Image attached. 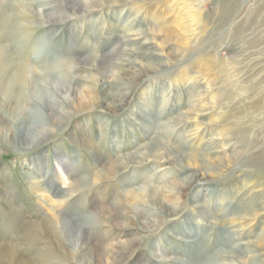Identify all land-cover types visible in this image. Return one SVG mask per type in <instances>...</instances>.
Returning <instances> with one entry per match:
<instances>
[{"label": "rangeland", "instance_id": "rangeland-1", "mask_svg": "<svg viewBox=\"0 0 264 264\" xmlns=\"http://www.w3.org/2000/svg\"><path fill=\"white\" fill-rule=\"evenodd\" d=\"M4 44L31 73L8 102L0 87V243L37 229L19 242L34 264H262L246 254L264 250V0H0ZM128 61L132 94L111 105L101 82ZM64 84L97 91L51 117L40 102ZM41 121L48 129L32 133ZM148 144L144 165L126 164ZM129 192L151 228L114 217ZM65 220V243L38 226L58 234Z\"/></svg>", "mask_w": 264, "mask_h": 264}, {"label": "bare ground", "instance_id": "bare-ground-1", "mask_svg": "<svg viewBox=\"0 0 264 264\" xmlns=\"http://www.w3.org/2000/svg\"><path fill=\"white\" fill-rule=\"evenodd\" d=\"M69 2H71V1H69ZM88 3H90V2H88ZM71 5H72V3H71ZM11 54H12V47L10 45L4 44L3 46H0V87L4 88L5 96H7L6 102H8L10 99H12V96L14 95L15 89L21 81L22 82L24 81V83L26 84V81H28L29 74L31 73V72L29 73V64H27L23 60H22V62L18 61L19 62L18 63L16 61V58L15 59L10 58ZM22 57H23V55H22ZM104 61H105L104 59L100 60L99 64L102 66ZM15 63H16V65H15ZM127 63H128V65L123 67V69L119 73V76H117L115 79H113L114 81L110 80V81L101 82V85H100V89L102 91L101 93H103L105 99L106 98L111 99L110 101H108L109 103H111V105H115V106L119 105V107L122 106L123 104H125V101H127V99H129L131 94H132V90H129V88H127V87H124V84L132 77V74L135 72V66L130 64L131 61H128ZM16 66H20V67L16 70L15 73L11 74V70H13V68ZM9 74H11L10 78L7 77ZM68 79L71 83V81H72L71 78H68ZM62 84H63V82H62ZM91 87L93 89L92 91H90ZM53 89H54L53 93H55V95L57 93L58 96L64 92V89H67L66 91L69 93V98L58 99L57 95L56 96L49 95L50 94V92H49L48 97L46 96L44 101L40 102V104L41 103L44 104V109H46L47 111L48 110L51 111L49 113V115L51 117H54V118H59L60 116L62 118V116L64 114H66L65 109L69 108L70 106H74L76 104L79 105V103L80 102L82 103V101H84V100L88 101V99H91V97L95 96V93L97 91L93 85H89V87H87L86 89H84V91H81V92L80 91L76 92L77 89L73 85H71L69 87L65 85L64 88H61L59 86H54ZM98 96L99 95H97V97ZM27 100H29V98L22 94V103L24 104L25 101H27ZM106 100H109V99H106ZM103 101H104V99H103ZM57 108H59V109H57ZM42 127H44L43 128L44 131L46 129H48L45 121H41L39 123V125H37L36 127H32L31 131H32V133H36V134L38 133L40 135L42 132H44L43 130H41ZM89 137H90V135H89ZM28 138H26L25 140H27ZM152 144H153V142H152ZM163 144L161 143L160 145L163 146ZM92 145H94V143ZM95 145H98V144H95ZM148 146H149V144L147 146H145L146 151L142 152V156H139V157L133 156V157H130L128 159L126 158V164L136 163L138 166L144 165L145 161L148 160L147 159V157L149 156L148 154H150L149 153L150 151L148 150L149 149ZM89 147H92V146H89ZM94 150H96V146H95ZM188 150H184V151L179 152V156L181 159H184L186 162L190 163L189 161H194L197 158H196V155L194 154V152L188 151ZM162 157L165 158V155ZM180 158L179 157H177V158L168 157L166 160L174 161L177 163V165H180L182 163ZM187 166H189V165H187ZM200 167L201 168L199 171H201L202 173L208 170L206 167H202V166H200ZM121 169H123V167ZM118 172H119V170L116 169V165L113 164L109 169L107 167H103L102 171H100V173L97 175H98V177H101V176L107 177V176H111V175L114 176ZM195 175H197V174H195ZM195 175H193V176H195ZM75 183L76 184H79V183L83 184L82 180H75ZM83 186H85V185L83 184ZM45 190L47 191V188H45ZM119 196L123 198V195H119ZM142 198L143 197L141 194L140 195L134 194L133 192L127 193L126 197L124 198V200L122 202V203H125L124 209L122 211H120V210L118 211L116 208L112 209V212L114 213V217L117 218L118 220H121V223H123V225L126 227H136V228L141 227L142 229L151 228L154 225V223L150 219L149 215H146L144 212H135L134 213V211L131 209L132 208L131 205L136 201L141 202ZM122 203L117 204V205L120 206ZM128 205H130V207ZM164 209H166V208H164ZM164 209L162 207H160L158 210L161 213H163ZM166 211H168V210H166ZM122 212H124L125 214ZM56 217L58 219V216H56ZM47 223H48V221H47ZM47 223L46 224H38V226H40V229L42 231L41 233H44L50 240L51 239L55 240V237L57 236V238H59L60 241H63L62 239H64L63 242L65 243V239H67L68 233L70 232V226L71 225L66 220L63 221L62 222L63 223L62 229H61L60 233L57 234L56 233L57 231L53 227V224H50V223L47 224ZM87 224H88V221H84L83 225L78 226L76 228V230L74 231V235L76 237L75 241H78L79 244H80V241H82V240L84 241L86 239V232L88 230V228L86 227ZM31 225H33V224H30V226ZM36 227H37V225H36ZM28 230H29L30 234L28 232L27 235L22 236V237H24L22 241H20V240L14 241L13 240V241H9V243L8 242L0 243V264L3 263L4 260H7L9 263H13V264H34L33 262H31L33 260L30 261V260H28V258L26 259L23 256V249L19 246V244L23 243L24 241H27L28 244H32V243H35L37 241V238H36L37 232H38L37 229L35 231V228H28ZM92 230H93V228H92ZM94 230H96V229H94ZM87 238L90 240V250L91 251L93 250L95 255L97 254V256H98V254H100L102 249L97 246L98 244H94L91 237H87ZM247 244L250 245V242ZM109 248H113V247L110 246ZM224 254L229 255L228 252H225ZM246 255L249 258L261 257V256H264V250L259 255H257V254L252 255L251 251L249 253H247ZM199 258H196V259H199ZM240 261L243 262L244 264H251L249 261H246V259H243V258ZM260 262H262V264H264V261H260Z\"/></svg>", "mask_w": 264, "mask_h": 264}]
</instances>
